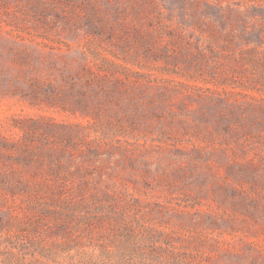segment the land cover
I'll return each mask as SVG.
<instances>
[{
    "label": "rangeland",
    "instance_id": "1",
    "mask_svg": "<svg viewBox=\"0 0 264 264\" xmlns=\"http://www.w3.org/2000/svg\"><path fill=\"white\" fill-rule=\"evenodd\" d=\"M190 1L0 0V264H264V0Z\"/></svg>",
    "mask_w": 264,
    "mask_h": 264
},
{
    "label": "trees",
    "instance_id": "2",
    "mask_svg": "<svg viewBox=\"0 0 264 264\" xmlns=\"http://www.w3.org/2000/svg\"><path fill=\"white\" fill-rule=\"evenodd\" d=\"M161 1H166V0H161ZM171 1H173V2L181 1L183 3L191 2L190 0H171ZM128 2L130 3V5H132V7L135 8V11H137V7L142 8V6H143V9L140 11L141 17H147L148 18V16H150L151 14H154L155 12L158 15H164V9L167 10V12L169 13L168 8L166 9L164 6H162V7L158 6L157 0H128ZM194 2H196V1L192 2L193 7L196 6V5H194ZM214 6L215 5L208 4L206 8L211 9ZM216 8H217V11L219 12V14L222 15V12L219 11V10H221L220 9L221 7L217 6ZM36 169H38V168H36ZM50 169H51L50 171L52 173L56 174V176L49 178V179L43 178V180L41 179L40 181H44V180H45V182L52 181L53 187H57V186L61 185L62 183L68 182L70 180H75L74 178L69 179V178L65 177V175H62V172H64V171H63V165L60 163H57V164L51 166ZM76 172H77L76 175H78L81 173V170L77 169ZM79 176H77V177H79ZM37 180L34 181L35 184L37 183ZM84 205H85V202L79 203L76 206H74L72 209H69L67 212L64 211V213H60V211L52 213V211H50V209L48 207H43L38 211L37 215L32 216L31 223L28 226L31 229V232H33V234L36 232H40V234L38 235V238H42V237H44V234H47V233L52 231V230L46 231V229L44 227V226H46L45 224L47 222L46 217H48L52 214L53 215V221H56V227L60 231L66 232V230H71L72 227L77 225V223L75 222L76 211L79 208H82ZM70 226H72V227H70ZM41 230H42V232H41ZM41 235H43V236H41ZM33 241H34V238H33ZM157 246H159V247H156L154 252H141V254L139 256V258L142 260L141 263L143 262V264H183L182 263L183 262L182 260L184 259L183 256L189 254L188 252H183V253L181 252V250L184 248L177 247L176 245H173L170 243H164V244H160ZM13 255H15V253H13ZM38 262L40 264H46V262L42 261L41 259H39Z\"/></svg>",
    "mask_w": 264,
    "mask_h": 264
}]
</instances>
